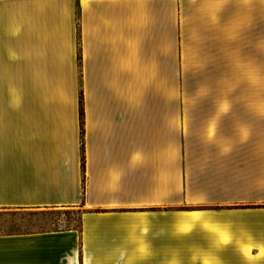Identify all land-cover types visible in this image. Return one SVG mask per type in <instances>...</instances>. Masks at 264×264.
Masks as SVG:
<instances>
[{
  "label": "crops",
  "instance_id": "0c3cea01",
  "mask_svg": "<svg viewBox=\"0 0 264 264\" xmlns=\"http://www.w3.org/2000/svg\"><path fill=\"white\" fill-rule=\"evenodd\" d=\"M263 80L264 0H0V209L80 214L0 264L264 257Z\"/></svg>",
  "mask_w": 264,
  "mask_h": 264
},
{
  "label": "rangeland",
  "instance_id": "374dc122",
  "mask_svg": "<svg viewBox=\"0 0 264 264\" xmlns=\"http://www.w3.org/2000/svg\"><path fill=\"white\" fill-rule=\"evenodd\" d=\"M233 83V81H231ZM261 103L264 104V80L261 81ZM79 211L72 208L12 210L0 209V234L75 229L79 226ZM257 260L247 257L231 264H264V257Z\"/></svg>",
  "mask_w": 264,
  "mask_h": 264
},
{
  "label": "clouds",
  "instance_id": "9594fccd",
  "mask_svg": "<svg viewBox=\"0 0 264 264\" xmlns=\"http://www.w3.org/2000/svg\"><path fill=\"white\" fill-rule=\"evenodd\" d=\"M138 251L141 254H146L148 252V245L147 244H141ZM128 264H131V262L129 261Z\"/></svg>",
  "mask_w": 264,
  "mask_h": 264
},
{
  "label": "snow or ice",
  "instance_id": "6c2138e0",
  "mask_svg": "<svg viewBox=\"0 0 264 264\" xmlns=\"http://www.w3.org/2000/svg\"><path fill=\"white\" fill-rule=\"evenodd\" d=\"M206 264H208V262H206Z\"/></svg>",
  "mask_w": 264,
  "mask_h": 264
}]
</instances>
